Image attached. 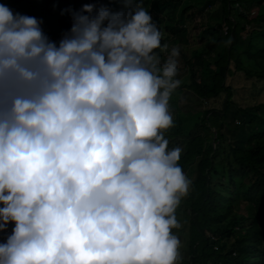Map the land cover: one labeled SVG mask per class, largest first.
Masks as SVG:
<instances>
[{"label":"clouds","instance_id":"1","mask_svg":"<svg viewBox=\"0 0 264 264\" xmlns=\"http://www.w3.org/2000/svg\"><path fill=\"white\" fill-rule=\"evenodd\" d=\"M68 11L52 41L0 4V264H179L180 50L139 0Z\"/></svg>","mask_w":264,"mask_h":264},{"label":"trees","instance_id":"2","mask_svg":"<svg viewBox=\"0 0 264 264\" xmlns=\"http://www.w3.org/2000/svg\"><path fill=\"white\" fill-rule=\"evenodd\" d=\"M8 1L11 4L7 7L14 14H34L41 21L55 16L59 26L56 23L52 31L44 32L52 41H58L71 27V14L61 8L62 0ZM90 1L84 0L82 4ZM105 1L104 6L113 12L119 11L118 1L123 2ZM182 2L150 0L145 10L160 18ZM0 3L6 5L7 0ZM263 5L264 0H220L218 16L223 21L201 32L204 39L209 31L213 33L205 50L186 59L181 48L182 58L192 71L190 88L199 99L208 103L224 95L226 106L233 96L229 78L239 72L264 84V12H260ZM192 7L183 9L184 22L196 14H188ZM226 40L230 43L225 44ZM156 52L162 56L159 49ZM196 63L212 69L208 80L198 81ZM240 111L242 121L233 126L231 118L235 117L225 108L200 112L195 129L200 127L202 132L188 136L180 153L178 163L184 174L189 176L194 171L195 178L189 180L185 201L189 210L186 250L179 264H264V102ZM228 131L235 133L234 140L231 141Z\"/></svg>","mask_w":264,"mask_h":264},{"label":"rangeland","instance_id":"3","mask_svg":"<svg viewBox=\"0 0 264 264\" xmlns=\"http://www.w3.org/2000/svg\"><path fill=\"white\" fill-rule=\"evenodd\" d=\"M82 1L76 0H62L61 8L70 15L68 9L78 10L81 8ZM144 8L148 7L150 0H139ZM91 4H94L96 8L104 6L105 0H91ZM119 11L123 9V2L118 1ZM2 4V3H0ZM11 2L7 0L6 6H9ZM23 4V3H22ZM186 6H193L188 14L191 12H196L191 20L184 22L185 14H183V9ZM105 7V6H104ZM203 10H200L203 8ZM220 7V0H183L182 4L177 6L173 12L167 11L164 17H155L151 15L153 20L156 22L157 27L162 33V43L168 44L169 47L175 45L181 51V48L186 52L187 58L197 56L202 50H205L206 44L213 40V33L208 32L207 37L202 38L201 32L207 30L210 25H214L216 22H220L222 18L218 16ZM12 10V8H10ZM241 8L239 7V10ZM260 12H264V5L261 7ZM21 14V13H20ZM233 15V13H232ZM31 16V15H29ZM33 17L35 15L33 14ZM55 16H50L48 19L42 21L41 28L43 32L52 31L58 22ZM223 21V20H222ZM226 27V26H225ZM177 28V30H175ZM250 27L247 26V30ZM178 31V32H177ZM225 31V30H224ZM246 32H243L245 35ZM165 57V53L162 52L160 56L161 60ZM179 71L178 79H180V85L173 91L169 99V110L172 116L173 124L164 133L165 138L168 140V147H179L181 149L180 153H183L186 141L189 139L188 136L202 132L201 128L195 129V125L199 122L198 114L206 108H225L229 110L235 118H231V125L238 124L242 120L240 119L241 111L246 107L250 108L253 105L264 102V84L257 78H247L243 72L235 73L234 76L229 78L230 85L232 87L233 96L230 102L224 105V95L220 96L218 99L206 103L203 99H199L190 88L192 81V71L189 64L184 62L182 54L179 55ZM250 66L252 64L250 63ZM210 68H206L199 63L195 64V71L197 72L198 81L208 80V76L211 73ZM238 121V122H237ZM245 131H249L247 125V119L244 121ZM223 131L225 132L226 130ZM231 141L235 139V133L228 131ZM189 180L195 178V172H191L190 175L186 176ZM189 196V192L181 199L177 209L176 218L180 223L181 227L179 229H173V232L178 236L181 241L180 253L181 255L185 253L186 237L185 231L187 230V220L186 215L189 214V210L186 207V199ZM185 211V213H184Z\"/></svg>","mask_w":264,"mask_h":264},{"label":"built area","instance_id":"4","mask_svg":"<svg viewBox=\"0 0 264 264\" xmlns=\"http://www.w3.org/2000/svg\"><path fill=\"white\" fill-rule=\"evenodd\" d=\"M225 33H227L228 28L227 26L224 27ZM12 226H8V228L5 231H0V242H4L6 235L10 234Z\"/></svg>","mask_w":264,"mask_h":264},{"label":"crops","instance_id":"5","mask_svg":"<svg viewBox=\"0 0 264 264\" xmlns=\"http://www.w3.org/2000/svg\"><path fill=\"white\" fill-rule=\"evenodd\" d=\"M12 10H13V9H12ZM12 10H11V11H12Z\"/></svg>","mask_w":264,"mask_h":264}]
</instances>
